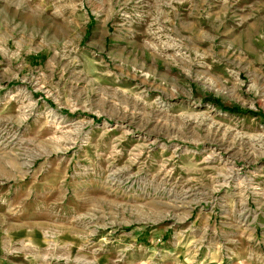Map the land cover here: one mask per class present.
I'll use <instances>...</instances> for the list:
<instances>
[{
    "label": "rangeland",
    "instance_id": "1",
    "mask_svg": "<svg viewBox=\"0 0 264 264\" xmlns=\"http://www.w3.org/2000/svg\"><path fill=\"white\" fill-rule=\"evenodd\" d=\"M4 242L264 264V0H0Z\"/></svg>",
    "mask_w": 264,
    "mask_h": 264
},
{
    "label": "crops",
    "instance_id": "2",
    "mask_svg": "<svg viewBox=\"0 0 264 264\" xmlns=\"http://www.w3.org/2000/svg\"><path fill=\"white\" fill-rule=\"evenodd\" d=\"M4 244L6 243H0V264H22L20 260L21 258H7L8 251Z\"/></svg>",
    "mask_w": 264,
    "mask_h": 264
}]
</instances>
